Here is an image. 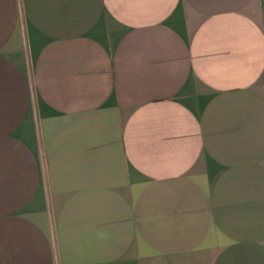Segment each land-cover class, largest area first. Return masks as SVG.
<instances>
[{
	"label": "crops",
	"instance_id": "obj_1",
	"mask_svg": "<svg viewBox=\"0 0 264 264\" xmlns=\"http://www.w3.org/2000/svg\"><path fill=\"white\" fill-rule=\"evenodd\" d=\"M0 264H264V0H0Z\"/></svg>",
	"mask_w": 264,
	"mask_h": 264
}]
</instances>
